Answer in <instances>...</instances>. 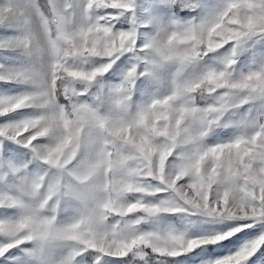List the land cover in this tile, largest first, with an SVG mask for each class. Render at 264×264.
I'll return each instance as SVG.
<instances>
[{"label":"rangeland","instance_id":"rangeland-1","mask_svg":"<svg viewBox=\"0 0 264 264\" xmlns=\"http://www.w3.org/2000/svg\"><path fill=\"white\" fill-rule=\"evenodd\" d=\"M41 1L47 11L46 17L41 14L36 0H0V44L7 45L0 47V76L10 77L33 70L47 80L50 58L46 52L37 51L33 46L43 36L44 21L48 22L53 37L58 27L74 32L86 23L82 16L86 0ZM225 3L226 0H134L133 11L113 22L115 31H128L135 27L137 42L133 51L120 55L114 62L106 58H90L86 63L69 61L84 71L94 70L106 62L111 63V67L90 82H72L71 86L80 95L65 98L62 94L63 102L55 100L56 104L69 112L73 103L86 104L100 115H116L131 121L153 99L170 95L174 80L181 77L194 80L208 71L223 70L225 60L232 55V44L202 55L179 75L178 66L173 62H162L149 72L145 61H150L153 54L145 45L165 40L174 30L211 21L222 11ZM57 13L66 14V25L57 23L59 18L54 16ZM26 39L32 40L33 45L24 47L22 41ZM234 60L229 69L233 78L255 70L264 64V40L253 38L243 42L238 46ZM133 66L136 67V75L130 98L123 109L117 108L113 92ZM39 83V79L0 80V98L33 95L40 90ZM60 84L62 89L63 84ZM223 94V90H217L212 94L193 96L192 100L196 107L204 108L215 105ZM50 111L36 105L21 108L0 116V127L19 124ZM259 125H264V100H249L242 104L237 98L220 119L208 127L200 143L202 147H213L252 137L259 134ZM54 143L52 134L38 137L28 147L0 137V197H9L38 209L37 218L33 220L19 204L0 207V223L16 222L23 216L30 229L39 226L51 231V235L44 239L16 245L10 249L14 255L5 253L0 257V264H218L223 259L224 264H241L238 256H231L264 234V221L238 222L259 214L258 208L253 210L245 204L246 196L249 201L252 199L251 187L248 192L242 186L232 192L229 196L231 206L226 208L222 205L213 218L187 209L155 217L142 213L117 215L139 201L151 205L165 202L173 207L180 206L182 202L158 181L144 180L138 175L130 177L129 170L135 169L138 162L127 156L118 157L112 150L101 155L103 145L79 148L76 159L62 171L51 168L37 153ZM188 147L172 149V155L165 163L166 177H175ZM37 181L40 183L38 191L34 195L28 194L27 190ZM190 182V177L185 176L177 182V187ZM130 183L144 184L146 191L152 194L144 195L131 188ZM224 190L221 184L213 185L208 193L210 203L218 200ZM41 202L43 208H39ZM106 205L109 206L107 210ZM137 219L141 223L131 225V221ZM237 228L240 231H235ZM133 234L177 235L187 242L177 245L180 249L175 256H162L144 246L123 257L91 249L94 246L107 247L114 240L129 238ZM73 235L78 239L69 238ZM228 236L231 237L226 239ZM5 239L0 236V246ZM217 240L220 242L212 244ZM244 264H264V245L259 246Z\"/></svg>","mask_w":264,"mask_h":264},{"label":"snow or ice","instance_id":"snow-or-ice-1","mask_svg":"<svg viewBox=\"0 0 264 264\" xmlns=\"http://www.w3.org/2000/svg\"><path fill=\"white\" fill-rule=\"evenodd\" d=\"M133 2L134 0H86L82 9L86 23L77 31L68 32L58 27L53 37L48 22L44 21L41 39L36 40L34 45L32 40L22 41L24 47L33 45L37 51L47 53L50 58L48 79L44 80L39 72L33 70L22 71L10 77L0 76V80L5 82L28 79L40 81V90L33 95L0 98V116L33 105L49 108L51 111L19 124L0 127V137L28 147L38 137L52 134L55 137L54 145L37 154L46 165L61 171L76 159L79 148L103 145L101 155L112 150L118 157L127 156L138 162L135 169L129 170L130 177L138 175L144 180L151 178L158 181L182 202L180 206L173 207L165 202L151 205L139 201L117 215L142 213L147 217H155L161 213L187 209L213 218L222 205H226V208L231 206L230 194L242 186L245 192L251 187L252 199L249 201L246 196L245 204L253 210L258 208L259 214L242 218L238 222L264 221V125H259L258 135L238 138L231 143L213 147H202L200 143L208 127L220 119L233 100L239 98L242 104L249 100H264V64L239 78H233L229 71L235 63L234 57L240 44L253 38L264 40V0H226L222 11L211 21L174 30L165 40L146 44L145 48L153 54L150 61H145L149 65V72L162 62H173L178 66L179 75L202 55L229 44H232V55L225 60L223 70L208 71L194 80L182 77L174 80L170 95L153 99L131 121H125L116 115H100L86 104H71V112L56 104L58 92H62L65 98L80 95L71 86L72 82H90L111 67V63L106 62L94 70L84 71L75 68L69 61L86 63L90 58H106L114 62L120 55L133 51L137 42L135 27L128 31L113 29L114 21L133 11ZM54 16L59 18L58 24H67L66 14L57 13ZM6 46L0 44V47ZM135 75L136 67L133 66L113 92L117 108L123 109L126 106ZM58 80L63 84L62 89L57 87ZM217 90H223L224 94L219 96L215 105L204 108L194 105L193 96L212 94ZM181 146L190 147L182 155L175 177H166L165 163L172 155V149ZM185 176L190 177L191 182L177 187V182ZM215 184L223 185L225 190L218 200L210 203L208 193ZM130 187L144 195L152 194L146 191L144 184L130 183ZM39 188V181L34 182L27 190L28 194L34 195ZM17 204L31 214L33 220L37 218V207L20 204L9 197H0V207ZM39 208H43V202ZM105 208L107 210L109 206L106 205ZM139 223V219L131 221V225ZM50 235V230L39 226L30 229L23 216L16 222L0 223V236L6 238L0 246V257L5 253L14 255L10 253V249L16 245L41 240ZM69 238L78 239L74 235ZM186 242L187 240L177 235L160 237L133 234L129 238L114 240L107 247L94 246L91 249L97 253L123 257L133 249L144 246L162 256H175L180 249L177 245ZM218 242L220 241H213L212 244ZM261 245H264V234L231 257L238 256L241 264H244ZM218 264H224V259Z\"/></svg>","mask_w":264,"mask_h":264},{"label":"trees","instance_id":"trees-1","mask_svg":"<svg viewBox=\"0 0 264 264\" xmlns=\"http://www.w3.org/2000/svg\"><path fill=\"white\" fill-rule=\"evenodd\" d=\"M36 1H37V6H38V8H39L41 14H42L44 17H46L47 11H46L45 7H43V3H42V1H41V0H36ZM57 87H58V88H61V84H60L59 80L57 81ZM55 100H56L57 102H59V103H62V102H63L64 99H63V95H62L61 92H58V93H57V95H56V97H55Z\"/></svg>","mask_w":264,"mask_h":264}]
</instances>
